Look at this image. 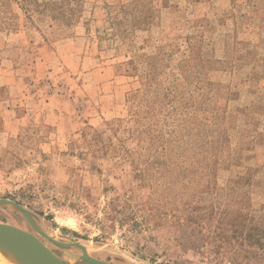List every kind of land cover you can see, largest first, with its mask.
Listing matches in <instances>:
<instances>
[{"label": "rangeland", "instance_id": "obj_1", "mask_svg": "<svg viewBox=\"0 0 264 264\" xmlns=\"http://www.w3.org/2000/svg\"><path fill=\"white\" fill-rule=\"evenodd\" d=\"M0 64L21 80L0 85V200L67 246L12 206L0 224L67 264H264L225 242L240 210L264 229V0H0Z\"/></svg>", "mask_w": 264, "mask_h": 264}, {"label": "trees", "instance_id": "obj_2", "mask_svg": "<svg viewBox=\"0 0 264 264\" xmlns=\"http://www.w3.org/2000/svg\"><path fill=\"white\" fill-rule=\"evenodd\" d=\"M143 5H144V2H139L134 6V8H137V7L143 6ZM123 10H124V8H123ZM123 10H122V12H123ZM144 22H145V20H139L138 21V23H144ZM121 23H122L121 21L118 22V24H121ZM190 62H191L190 60L185 61L186 64H188ZM203 62H204L203 60H200V63H203ZM212 63H214L213 60L208 61V64H212ZM212 70H214V68L211 69L210 71H212ZM194 78L197 80L198 78H200V75H199V77H194ZM197 83H198V81H197ZM215 106L216 105H214L212 107V110H217L219 108V107H217V106L215 107ZM239 112H243V111H239ZM212 119L216 120L217 117H214ZM227 132H228V130H226V129H219V130H217L214 139H212L211 141L208 140V147L214 150V152L208 153V160L210 161L209 170H208L209 173H212L214 167H216V165H217V162L215 160L217 158H219L220 156L228 154L227 152L224 151V148H227L226 144H225L226 138H224V135H226ZM248 171H249V176H248V178H246V180L251 182L253 180V178H255V176L253 175V177H252L250 172L255 174V173H257V170L249 169ZM242 179H244V178L241 176L237 177L236 184H239V182ZM252 185H253V182L250 183L248 186H252ZM236 199H238V200H236V202H242L241 196L236 197ZM119 213L120 212H117L116 214L106 213L105 217L98 221V223L102 226V229L106 230L107 234L110 233L109 229H112V228L114 229L116 227L115 226L112 227L110 225H107L106 220L113 221V219L116 218ZM121 215H122V218H121V222H122L121 225L122 226L121 227H124V224H127L126 222L129 220V218H130V216H132V214L126 213L124 211L123 214L122 213L120 214V217H121ZM216 216H217V212H216L215 207L211 206L210 208H208V219L210 220L209 221L210 227H213L212 224H213V222L215 223ZM221 224H223V223L217 222V225H216L217 227H214V230L219 229L220 228L219 225H221ZM228 227H230V228H228L229 230L232 229L233 233L231 236L226 235V239L224 236L225 242L230 244L231 241H233L235 243H238L243 248L245 246H248V248H253V247L257 248L258 247L259 249L262 250L263 256H264V229L255 225L253 218L249 217L248 214H246L243 210H240L239 213L237 214L236 218H235L234 223ZM258 228H260L261 231ZM104 236H105V234H104ZM220 236L222 237L223 235H221V233H220V235H218V237H220ZM231 244H233V243H231ZM248 248H247V250H248ZM258 256H260V255L257 253L256 257H258ZM245 264H250V263L246 262Z\"/></svg>", "mask_w": 264, "mask_h": 264}, {"label": "water", "instance_id": "obj_3", "mask_svg": "<svg viewBox=\"0 0 264 264\" xmlns=\"http://www.w3.org/2000/svg\"><path fill=\"white\" fill-rule=\"evenodd\" d=\"M0 204L18 209L28 219L33 228L52 243L60 246H67L52 240L42 233L34 223L31 215L18 203L2 199L0 200ZM0 240L12 245H18L27 264H67L54 254L39 238L15 226L0 224ZM82 251L84 254L82 260L91 264H108L88 256L85 249H82Z\"/></svg>", "mask_w": 264, "mask_h": 264}, {"label": "crops", "instance_id": "obj_4", "mask_svg": "<svg viewBox=\"0 0 264 264\" xmlns=\"http://www.w3.org/2000/svg\"><path fill=\"white\" fill-rule=\"evenodd\" d=\"M1 65L2 64H0V85L4 86V87H9V89L12 91L13 89H15V87L20 85L21 80L18 77H15L13 75L11 76V74L9 75L6 72L8 70V68L4 67V64H3V66H1ZM22 82L24 84L26 82V79L22 78ZM27 98L28 97H26V95H24L25 103H27V101H26ZM12 101L13 102L11 103L10 101L7 100V101H4V103H3L4 110L7 113L9 123L21 124V123H26V121H29L30 118H32L30 116V109L28 108L29 105H27V107H26L25 103H23V101H24L23 99L20 101H17V100H12ZM55 109H57L58 112H60V114L63 113L62 108L56 107V106H53V109H51L50 111L53 113Z\"/></svg>", "mask_w": 264, "mask_h": 264}, {"label": "bare ground", "instance_id": "obj_5", "mask_svg": "<svg viewBox=\"0 0 264 264\" xmlns=\"http://www.w3.org/2000/svg\"><path fill=\"white\" fill-rule=\"evenodd\" d=\"M0 264H27L18 245L0 240Z\"/></svg>", "mask_w": 264, "mask_h": 264}, {"label": "built area", "instance_id": "obj_6", "mask_svg": "<svg viewBox=\"0 0 264 264\" xmlns=\"http://www.w3.org/2000/svg\"><path fill=\"white\" fill-rule=\"evenodd\" d=\"M180 264H187V263H180ZM228 264H231V263H228Z\"/></svg>", "mask_w": 264, "mask_h": 264}]
</instances>
